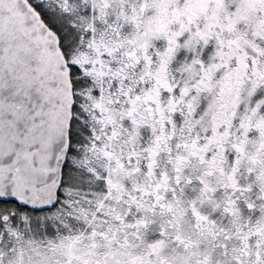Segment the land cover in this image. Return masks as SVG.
I'll use <instances>...</instances> for the list:
<instances>
[{
	"label": "flooded vegetation",
	"instance_id": "flooded-vegetation-1",
	"mask_svg": "<svg viewBox=\"0 0 264 264\" xmlns=\"http://www.w3.org/2000/svg\"><path fill=\"white\" fill-rule=\"evenodd\" d=\"M59 4L68 151L0 264H264V0Z\"/></svg>",
	"mask_w": 264,
	"mask_h": 264
},
{
	"label": "water",
	"instance_id": "water-1",
	"mask_svg": "<svg viewBox=\"0 0 264 264\" xmlns=\"http://www.w3.org/2000/svg\"><path fill=\"white\" fill-rule=\"evenodd\" d=\"M73 102L56 32L28 0H0V195L55 203Z\"/></svg>",
	"mask_w": 264,
	"mask_h": 264
},
{
	"label": "rangeland",
	"instance_id": "rangeland-1",
	"mask_svg": "<svg viewBox=\"0 0 264 264\" xmlns=\"http://www.w3.org/2000/svg\"><path fill=\"white\" fill-rule=\"evenodd\" d=\"M35 6L39 9L42 14L47 15L49 26H55L56 16H57V1L60 3V7L64 9V11L71 10V8L75 9V7L80 6V4L89 2L92 4L94 9H98L96 6V0H32ZM96 17V16H95ZM93 16H89V22H93Z\"/></svg>",
	"mask_w": 264,
	"mask_h": 264
},
{
	"label": "snow or ice",
	"instance_id": "snow-or-ice-1",
	"mask_svg": "<svg viewBox=\"0 0 264 264\" xmlns=\"http://www.w3.org/2000/svg\"><path fill=\"white\" fill-rule=\"evenodd\" d=\"M9 200H12L13 202H17L15 201V198L14 197H10V196H5V195H0V202H6V201H9ZM17 203H20V202H17ZM50 205H40L38 207H48ZM15 212L12 213L13 216H15Z\"/></svg>",
	"mask_w": 264,
	"mask_h": 264
},
{
	"label": "trees",
	"instance_id": "trees-1",
	"mask_svg": "<svg viewBox=\"0 0 264 264\" xmlns=\"http://www.w3.org/2000/svg\"><path fill=\"white\" fill-rule=\"evenodd\" d=\"M37 9V8H36ZM37 11H39L38 9H37ZM42 18H44L45 19V16L44 15H42Z\"/></svg>",
	"mask_w": 264,
	"mask_h": 264
}]
</instances>
